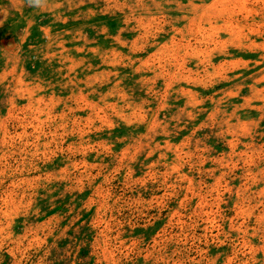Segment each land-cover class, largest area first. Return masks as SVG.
<instances>
[{"label": "rangeland", "instance_id": "1", "mask_svg": "<svg viewBox=\"0 0 264 264\" xmlns=\"http://www.w3.org/2000/svg\"><path fill=\"white\" fill-rule=\"evenodd\" d=\"M0 264H264V0H0Z\"/></svg>", "mask_w": 264, "mask_h": 264}, {"label": "clouds", "instance_id": "2", "mask_svg": "<svg viewBox=\"0 0 264 264\" xmlns=\"http://www.w3.org/2000/svg\"><path fill=\"white\" fill-rule=\"evenodd\" d=\"M29 3L32 5H40L41 4V0H29Z\"/></svg>", "mask_w": 264, "mask_h": 264}]
</instances>
